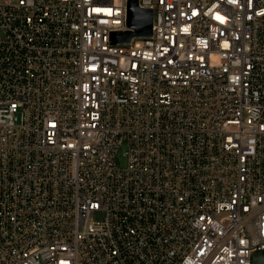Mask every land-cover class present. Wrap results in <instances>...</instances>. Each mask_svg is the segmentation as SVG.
Masks as SVG:
<instances>
[{
	"label": "built area",
	"instance_id": "obj_1",
	"mask_svg": "<svg viewBox=\"0 0 264 264\" xmlns=\"http://www.w3.org/2000/svg\"><path fill=\"white\" fill-rule=\"evenodd\" d=\"M136 1L0 0V264L264 255V0Z\"/></svg>",
	"mask_w": 264,
	"mask_h": 264
},
{
	"label": "water",
	"instance_id": "obj_2",
	"mask_svg": "<svg viewBox=\"0 0 264 264\" xmlns=\"http://www.w3.org/2000/svg\"><path fill=\"white\" fill-rule=\"evenodd\" d=\"M152 11L149 9H141L138 7L136 0L128 2V26L135 29V32H128L125 40L129 41L132 36H146L151 33ZM120 34L112 35L115 41H118ZM254 264H264V255L257 254L254 257Z\"/></svg>",
	"mask_w": 264,
	"mask_h": 264
},
{
	"label": "rangeland",
	"instance_id": "obj_3",
	"mask_svg": "<svg viewBox=\"0 0 264 264\" xmlns=\"http://www.w3.org/2000/svg\"><path fill=\"white\" fill-rule=\"evenodd\" d=\"M123 152V151H122ZM119 162L122 166L126 164V158L123 155L119 156ZM105 218V213L103 211H96L93 216V221H101Z\"/></svg>",
	"mask_w": 264,
	"mask_h": 264
}]
</instances>
